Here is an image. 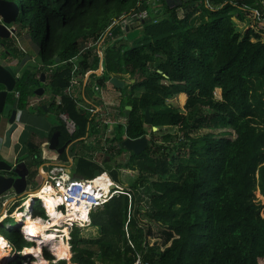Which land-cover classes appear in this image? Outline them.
I'll return each mask as SVG.
<instances>
[{
  "label": "trees",
  "instance_id": "obj_1",
  "mask_svg": "<svg viewBox=\"0 0 264 264\" xmlns=\"http://www.w3.org/2000/svg\"><path fill=\"white\" fill-rule=\"evenodd\" d=\"M13 1L21 6L19 21L29 25L43 71L51 72L49 93L62 99L59 106L51 104L49 111L67 112L77 124L75 135L69 136L62 124L52 127L49 138L60 132V146L75 142L72 153H76L77 148L86 147L82 139L89 131L104 138L108 129L107 125L98 128L99 119L78 107L82 99L64 94L74 76L70 61L76 58L81 76L102 68L99 92L105 100H121L126 135L132 139L150 135L143 153L130 152L125 164L116 163L109 172L119 184L122 170L137 173L129 187L131 211L128 196L119 195L91 213V225L83 230L85 238L80 227H73L69 241L65 238L69 262L134 264L141 252L149 264H264V206L254 201L257 173L264 193V127L254 123L256 114L264 113V42L252 28L237 32L234 23V19L244 22L252 13L264 21V0H182L180 6L162 2V13L150 10L148 21L141 25L140 46L126 50L120 45L121 28L116 27L105 48L84 54V42L90 37L97 40L105 31L99 26L101 18L149 10L145 1ZM179 9L186 10L183 17ZM41 27L42 42H38L35 37ZM113 75L130 76L128 93L126 87L117 89L109 82ZM37 85V74L26 70L9 102L19 99V109L26 110ZM216 89L221 90L220 101L215 99ZM174 98L182 107L174 110L170 104L171 110L161 111ZM127 106L132 109L126 110ZM147 109L151 126L145 124ZM38 110L47 114L42 107ZM171 127L178 133L163 132ZM106 140L108 149L88 147V153L79 155L76 174L94 178L91 175L101 169L94 161L96 152L110 162L124 152L122 138ZM30 158L33 178L42 162L35 150ZM142 192L148 195L146 200ZM141 202L147 208L143 218ZM32 216L46 219L38 203ZM152 223L160 227L157 236ZM90 226L100 229V238L88 239L98 235ZM156 237L159 242L151 244ZM8 241L15 251L29 247L19 229H8ZM41 251L35 248L43 258ZM44 256L53 260L45 251ZM17 258L8 264H22ZM55 262L67 264L68 260Z\"/></svg>",
  "mask_w": 264,
  "mask_h": 264
},
{
  "label": "built area",
  "instance_id": "obj_2",
  "mask_svg": "<svg viewBox=\"0 0 264 264\" xmlns=\"http://www.w3.org/2000/svg\"><path fill=\"white\" fill-rule=\"evenodd\" d=\"M140 1L141 2L145 1V4L149 6V10L138 12L136 9H134L128 13L120 15L116 19H113L111 21L110 26L102 33V35L97 40L90 37L84 42V44L82 45L83 49L81 53L84 54L85 52L93 48H96L97 52L101 51L102 47L105 45L106 40L110 37H113V30L116 27L121 28V31L124 36L126 35L124 32V28L126 25L137 21L143 23L144 21L148 20L150 10L153 11V9L156 7V3L154 2V0H140ZM8 29L11 32V35L15 36L17 32L15 27L8 26ZM70 62L74 64V69H73L74 76L72 78L70 87L64 91V94L66 96L73 98H75L76 96L78 98L82 96L83 91L80 89L76 91V89L74 88V84H76L78 81L80 82V84H83L84 87L92 86L94 91L100 90L97 80L100 77H102V73H103L102 68H100L98 71H92V70L87 71L86 73H84V75L81 76L78 73L80 68L78 64L79 59L76 58ZM78 77L80 78L77 79ZM83 93H85V91ZM52 97L55 99V104L57 106L62 104L61 96L58 95ZM93 101L94 98H89L85 95L84 99H82V102L79 103L78 107L84 110L85 112H88L90 115H92V117H97L99 119L98 128H101L103 125H107L108 126L107 133L113 131L111 128V124H114L115 121H113L110 117L111 115L110 109L107 108L104 109V107H98L93 104ZM58 117L61 120V123L64 125L68 135L69 136L75 135L77 130V124L70 117V115L67 112H61L58 114ZM123 123H125L126 125L127 120L126 122ZM106 149H108V147L104 148V150ZM98 165L101 167L100 170L102 171L100 175L103 174L109 175V172L106 171L105 164L103 162L98 163ZM42 174L43 177H42L41 186L36 192L31 194L27 193L28 195L23 194L21 196H16V197L11 196L10 192H8L0 197V201H4L6 202V204L10 203L11 206L13 203L20 202V205L17 206L15 211L11 212V214L13 213L12 215L11 214L9 215V213L6 211V214L0 218V223L5 221L6 218H15L17 223L20 224L21 220L23 219L20 220L19 216L24 214L26 210H28L31 217H33L32 209H33V205H35L36 203H38L39 208L44 210L45 217L49 219L45 198H51L55 202H58L55 204V209H57L58 212H62L65 214H68L70 210L75 209L78 212L80 209H85L87 211V216L89 221L88 223L85 224L86 226H89L91 224L90 215L92 212L102 208L111 199L119 195L128 196L129 206H130L129 210L131 211V205H132L131 189L122 187L121 184L115 182L110 177V175L109 177L112 180L113 185L110 186L107 191H105L101 187L94 186L93 182L96 179V177H94L93 179H86V178H82L80 180L75 179V177L70 172L69 166L64 163H53L51 165H48V168L43 169ZM29 202H30V206H29ZM33 218H38V217H33ZM81 224L82 223L80 220L68 221L67 228L69 229V231H71L75 226L82 228ZM6 227L7 229L12 228L11 225L9 224ZM21 229L22 227L20 225L19 230ZM0 236H2L1 233ZM23 237L27 242H30L26 239V236L24 234ZM9 246L12 252L13 248H11V245ZM18 255L20 256L21 253ZM50 263L56 264L57 262L51 261ZM134 264H149V263L144 259L143 254L141 252H138Z\"/></svg>",
  "mask_w": 264,
  "mask_h": 264
},
{
  "label": "crops",
  "instance_id": "obj_3",
  "mask_svg": "<svg viewBox=\"0 0 264 264\" xmlns=\"http://www.w3.org/2000/svg\"><path fill=\"white\" fill-rule=\"evenodd\" d=\"M162 2H165V4L168 3L167 0H157L156 5H160V4H162ZM180 5H182V1H181ZM155 9L157 10V15L161 14L163 11L162 7L155 8ZM10 27H15V23L11 24ZM15 29H16V27H15ZM16 31H17V29H16ZM20 36H22V39L24 38L25 41H28V42L30 41L29 43L31 45H33L29 36L26 35L27 36L26 37V36H23L21 34L17 35L18 38ZM12 37L13 36L10 35V38H8V39H0V64H4V65L9 64L14 69H16L17 70V78L23 76V74L26 70H29L31 73L33 72V73H36L37 75H40V73L43 72L42 63L40 62V64H36L33 62V60L29 57L28 53L25 50L27 47H24L25 48L24 49L23 47L20 46L17 49L16 43H15V41H13ZM35 48L37 49L36 46H35ZM11 50H13V53L11 52ZM37 52H38V50H37ZM98 52H100V51H98ZM36 71H38V72H36ZM45 72H48V74H50V71H45ZM113 76H115V75H113ZM113 76H111V77H113ZM126 76H128V75H124L123 77H126ZM79 78L80 77H78L77 79H79ZM121 80H123V79H121ZM131 82L134 83L135 80L133 79V80H131ZM125 83H126V81H125ZM125 87H126V85H125ZM74 88L76 89V91H78V89L82 90L83 92L85 91V93L82 92V96H80L79 99H84L85 95L88 97V94L86 91L87 88H89V90L94 91L92 86H85L84 87V85L80 84L79 81L76 84H74ZM95 92H97L98 95H92V97L95 100V102L93 101V104L98 106V107H104V109L105 108L110 109V111L111 110L113 111L112 115L113 116L115 115L114 120H113L115 122H114V124H111V128L113 131L109 132L110 134L107 133V131H106L105 135L103 136L104 138L97 137L93 133L92 130L89 131V133L82 139L87 148L86 147L79 148V149L77 148L76 153L75 152L72 153V148L74 147L75 142H69V145L67 147L66 152L61 154V155H65L67 159L66 160L61 159L59 157L60 154L55 152L58 156L57 161H55V162H51V161L42 162V164L39 166L37 175L33 178H32V175H33L34 167L31 165L33 158H30V151L35 150L36 151V157H38L39 154L37 153L38 149L33 148L32 144L30 146L32 148L27 147V145L30 144L29 142H31L30 141L32 138L31 137V131L33 129H40V131L43 130L45 133V136H43L44 138L42 139V141L48 143L50 138L52 137L51 136L49 138L50 130L54 126H50L44 122H41L42 117H43L42 113H40L38 108H35V106H38L37 101H35L34 98H31V97L28 99V106H27L26 110H20L18 107V104H19L18 99L15 101L14 107L18 110V116H17L16 121L13 124L9 123L8 116L0 118V125H3V129H2V131H0V136H1L0 137V144H1L0 145V155H2L0 157V160L6 161L10 164H15L17 162L18 170L20 171L21 174L25 175L24 181L26 183V189L24 191H21L22 186L20 185L18 190L21 191L22 194L16 193L13 196L16 197V196H21L23 194H27V192H28L27 187L30 186L31 182L34 183L38 177L42 178L43 177V174H42L43 169L48 168V165H51L53 163L67 164L70 168V172L72 173V175L74 177L79 176L78 174H76L77 159H78L79 155L88 153V147L94 148V146H97V147L100 146V149H103V148L109 146V143L107 142L108 140H106V139H110L114 136H116L118 138H122V139L124 138V136L123 137L121 136L120 132H121L122 128H124V130L126 131L127 123L125 125V123H123V122H126L127 116L122 114V110H121L122 102H121V100H114V99L105 100L103 98L101 92H99V91H95ZM75 99H78V97L76 96ZM48 108H49L48 105L44 108L46 113L53 111V110L48 111ZM33 110L35 111V113L29 114V112L33 111ZM53 112L55 113V111H53ZM31 115H33V116H31ZM110 117H112V116H110ZM94 118H96V117H94ZM12 129H13V131L9 134V137H8V133ZM124 134H126V132ZM62 146L63 145L60 146V143H59V148H61ZM28 148L30 149V151ZM123 153H125V152H123ZM47 154H49V151H46L45 155H47ZM129 154H130V152H129ZM106 158L107 157H105L102 153L96 152L95 156H94V161L96 163L103 162L105 164ZM109 164L112 165L111 163H109ZM2 174H4V173H2ZM41 181H42V179H41ZM129 187H127V188H129ZM36 191H34V192H36ZM155 226H157V225L155 224ZM90 227H92V226H90ZM157 227L160 228L159 226H157ZM92 228H94L98 232L97 233L98 235L96 237L88 238V239L100 238L101 237L100 229L96 228V227H92ZM157 230L159 231V229H157ZM157 240H159V239L157 238ZM155 242H157V241H155ZM69 264H71V263H69Z\"/></svg>",
  "mask_w": 264,
  "mask_h": 264
},
{
  "label": "rangeland",
  "instance_id": "obj_4",
  "mask_svg": "<svg viewBox=\"0 0 264 264\" xmlns=\"http://www.w3.org/2000/svg\"><path fill=\"white\" fill-rule=\"evenodd\" d=\"M181 1L182 0H167V5H171V6H180L181 4ZM155 3H157V0H154ZM159 7H163L162 4L160 5H156L155 8H159ZM186 10L185 9H179L178 10V13H179V16L180 17H183L184 14H185ZM125 14V13H123ZM122 14V15H123ZM255 15L256 13H252V14H248L246 19L244 20V22H240L236 19H234V23L236 25V31L237 32H241L243 33L247 28H252L255 30V32H257L258 34H260V37H261V40L264 42V21H259V20H256L255 19ZM28 19H31V16H27ZM119 16L118 15H115V14H110L108 15L107 17L105 18H101L100 19V22H99V26L102 28V29H107L110 24H111V21L113 19H116L118 18ZM20 18V17H19ZM19 18L17 20V22L15 23V27L17 29V32L15 34V36H13V41H15L16 43V47L17 49L21 46V47H27L25 50L26 52L28 53L29 57L33 60L34 63L36 64H40V59H39V56H38V53H37V49L35 48L36 45H31L28 41H25V39L23 40L22 39V36H20L19 38L17 37L18 34H21L23 36H30V33L31 31L29 30V25L26 24V22L24 21V23H22L21 21H19ZM21 20V19H20ZM201 21L200 19L198 18L197 16V20H196V24H199ZM32 34V33H31ZM26 36V37H27ZM42 37H43V29L42 27L39 29V36L38 38L35 37L36 41L38 42H42ZM253 41H255V39H253ZM142 44V32L140 33V35L135 38L134 40H121L120 41V45H122L126 50H131V49H134L138 46H140ZM11 52L13 53V50H11ZM129 75L124 77L123 80L126 81V88H125V92L128 93L129 92ZM90 88V87H89ZM89 88H87V94H88V97L89 98H93L92 95H98L97 92L95 91H92V90H89ZM138 93V92H137ZM221 90L220 89H216L215 90V99L217 101H220L221 100ZM95 102V100H94ZM168 106L165 107L164 109H162L161 111H169L171 110L172 108L169 107V105H173L174 106V110L177 109L178 107H182V105L180 104L179 100L177 98H174V99H171L169 100L168 102ZM12 107L11 105H7L6 107V116L8 115V113L11 111ZM111 119L114 120V116L112 115L113 114V111L111 110ZM35 111H30L29 114H34ZM33 116V115H31ZM42 120L41 122H44L46 123L47 125H50V126H57V125H62L61 123V120L59 119L57 113H54L53 111L52 112H49L45 115L42 114ZM255 119V122L256 125L259 127V128H263L264 127V113L263 112H258L256 114V117L254 118ZM3 129V125H0V131H2ZM13 131V129L11 131H9L8 133V137H9V134ZM177 128L175 127H171L169 129H166L164 128L163 129V132L165 133H171V134H176L178 133L177 132ZM2 133V132H1ZM121 136L123 137L124 136V133H125V130L124 128L121 129ZM201 134L205 133V131H201L200 132ZM43 136H45V133L44 131H40V129H33L31 131V142H29L30 144L27 145V147L29 148H32L30 147L31 144L33 146L37 145L38 146V150H37V153L39 155H41V158L39 159L41 162H47V161H51V162H55L57 161L58 159V156L55 152H49V154L45 155L46 151H47V143L42 141V139L44 138ZM1 137V136H0ZM47 137V136H46ZM45 140V139H44ZM1 145V144H0ZM28 148V149H29ZM183 150V153H187L186 150L182 149ZM30 151V149H29ZM125 153L121 154L120 156H118L116 158V160H114L113 162H110L113 166L116 165V163H121V164H125L128 160H129V157H130V154L128 151L124 150ZM2 155H0L1 157ZM98 164V163H97ZM124 170L121 171V173L119 174V182L121 184L122 187L124 188H127L130 186V184L132 182H134V180L138 177L137 173L136 172H131V171H126V172H123ZM94 177V173L91 175V177ZM257 177V189L254 193V201L255 203L259 204V205H262L264 206V193L262 192V188H261V180L259 179V175L257 173L256 175ZM41 177H38L37 180L30 184V186L27 187V190H28V194H31V193H34V191L38 190L39 186L41 185ZM100 182H105L106 180H111L109 175L107 174H103L100 178H99ZM17 192L16 190L13 188L11 191H10V195L13 196L15 195ZM27 194V195H28ZM141 197L142 199L146 200L148 195H146L145 193H141ZM12 204V202H11ZM20 205V202H16V203H13L12 206L9 204H6V202L4 201H1L0 202V218L3 217L5 214H6V211L9 213V215L11 214V212L15 211V209L17 208V206ZM5 208V209H4ZM141 208V211H140V217L143 218L147 208L144 207V203L141 202L140 206H139V209ZM21 211V210H20ZM19 211V213H20ZM22 213V212H21ZM13 214V213H12ZM11 214V215H12ZM65 214V213H63ZM44 217V215H43ZM49 217V216H48ZM146 221H148V219H145ZM50 218L49 219H45V222L46 223H50ZM68 223V221H67ZM11 225V227L15 230L19 229L20 227V224L17 223L16 219L15 218H8V220H5L3 222L0 223V232L2 234V236L8 240V229H7V225ZM51 224V223H50ZM152 230L154 232V235L157 236L158 235V230L159 229L157 226H155L154 223H152ZM22 230V229H21ZM19 230V232L22 234V231ZM83 230L84 228L82 227L81 228V233H80V236L83 237ZM69 231V229H68ZM23 235V234H22ZM85 238V237H83ZM27 239V238H26ZM70 239V238H69ZM69 239L67 240V242L69 241ZM28 240V239H27ZM26 241V240H25ZM29 241V240H28ZM155 241H158L157 240V237L156 238H151L150 239V242L153 244L155 243ZM31 242V241H30ZM30 242H27L26 241V245L29 246V247H25V249H27L28 251H32L33 255L32 256H28L26 253H25V249H23L22 251H15V249L13 248L12 250V254L15 255L9 262L11 261H17V257L19 256L18 254L21 253L20 257H21V262L22 264H34V262L36 261L37 257H39L38 255H36V252H35V248H39L41 249L42 248V251H41V256L44 258H41L42 260H46V262L48 264H51L50 262L51 261H55V258L54 256L52 255V253L49 251V249L47 247H40L38 246V244H33V243H30ZM11 245V244H9ZM12 248V246H11ZM69 250V249H68ZM11 251V250H10ZM44 251L47 252L51 257H53V260L49 261L48 259L45 258L44 256ZM67 260L69 261V256L67 258ZM57 261V260H56ZM9 262H6L4 264H8ZM12 263V262H11ZM70 262H68L67 264H69Z\"/></svg>",
  "mask_w": 264,
  "mask_h": 264
},
{
  "label": "water",
  "instance_id": "obj_5",
  "mask_svg": "<svg viewBox=\"0 0 264 264\" xmlns=\"http://www.w3.org/2000/svg\"><path fill=\"white\" fill-rule=\"evenodd\" d=\"M22 14L21 6H19L13 0H0V39L10 38L11 32L8 29L13 23H16L19 16ZM144 21L143 23L147 22ZM140 21L130 23L125 26L123 40H134L141 33V25L143 24ZM56 62H59V58L56 59ZM44 81L45 73L41 74L40 82L38 89L35 91V95L42 96L44 94ZM109 82L117 89L123 90L125 88V81L119 79L116 76L111 77ZM17 85V70L14 69L9 64H0V118L6 117V107L11 105L12 109L8 113L9 123H14L18 116V110L11 104L8 100L9 95L15 92ZM2 87V88H1ZM45 108V107H44ZM130 106L126 107V110H131ZM153 122L150 109L146 110L145 113V124L151 126ZM158 128L153 127V131H157ZM68 141L65 145L59 148L60 143V132H55L47 143V151L57 152L60 155L65 153L69 145ZM149 145V139L147 136H144L140 139L129 138L124 134V138L120 143V148L125 149L128 152H131L135 155H140L143 153ZM33 148L38 149V146L35 145ZM41 155H38L40 158ZM110 159L107 157L105 159V169L110 172L113 170V166L110 165ZM4 173V174H2ZM102 173L101 170H96L94 172V177L99 176ZM6 174V175H5ZM25 175L21 174L18 170L17 162L15 164H10L6 161L0 160V197L5 193L10 192L13 188L17 191V194H22L21 191L26 189V183L24 181ZM75 179L80 180L82 177L75 176ZM22 186V190L19 191V186Z\"/></svg>",
  "mask_w": 264,
  "mask_h": 264
},
{
  "label": "bare ground",
  "instance_id": "obj_6",
  "mask_svg": "<svg viewBox=\"0 0 264 264\" xmlns=\"http://www.w3.org/2000/svg\"><path fill=\"white\" fill-rule=\"evenodd\" d=\"M102 175L96 177L93 184L96 187H101L105 191L108 190L110 186H112V180H106L105 182H100L99 178ZM38 193V192H37ZM48 216L51 220L50 223H46L43 218H33L31 217L28 210L24 212L21 216H19L21 222L20 225L22 227V233L26 236V238L31 241L34 245L38 244L40 247H47L49 251L53 253L56 257L55 260L61 261L68 258V250L67 243L65 238H67L70 231H68V223L67 221L80 220L82 227H87L85 224L88 223L87 211L85 209H80L78 212L74 210H70L68 214H63L62 212H58L55 209V202L51 198H45ZM30 206V202H29ZM33 248H36L33 246ZM10 251V246L8 241L0 236V264H4L9 262L15 255ZM25 253L28 256H32V251H28L25 249ZM34 264H48L46 261L42 260L40 257H37Z\"/></svg>",
  "mask_w": 264,
  "mask_h": 264
},
{
  "label": "flooded vegetation",
  "instance_id": "obj_7",
  "mask_svg": "<svg viewBox=\"0 0 264 264\" xmlns=\"http://www.w3.org/2000/svg\"><path fill=\"white\" fill-rule=\"evenodd\" d=\"M42 73H45V81H44V90L45 91H44V94L42 96H37V95H35V91L38 89L40 77H41ZM49 76L50 75L48 74V72H45V70L43 72H41L40 75H37L38 85H37L36 89L34 90V95L31 97V98H34L35 101H37L38 106H35V108L42 107L44 109V107H46L47 105L50 107L51 104L55 103V99L52 97V94H50L49 90H48ZM18 79H20V77L17 78V81H18ZM48 111H49V109H48ZM8 118H9V116H8ZM149 136L150 135L147 136L148 139H149Z\"/></svg>",
  "mask_w": 264,
  "mask_h": 264
}]
</instances>
